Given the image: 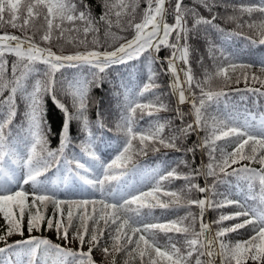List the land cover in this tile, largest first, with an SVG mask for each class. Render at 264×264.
Returning <instances> with one entry per match:
<instances>
[{
  "label": "snow or ice",
  "instance_id": "obj_1",
  "mask_svg": "<svg viewBox=\"0 0 264 264\" xmlns=\"http://www.w3.org/2000/svg\"><path fill=\"white\" fill-rule=\"evenodd\" d=\"M167 2H170V0H167ZM199 2L211 10V5L208 3V0H199ZM146 3L147 7L144 9L142 21L133 23L135 18L134 14L138 7V0H115L113 3H108L106 0L105 8L107 11L100 19L111 27L113 22L109 19V16L115 10L114 15L117 18V26H120L124 30L121 24V17L127 16L129 17L128 27L133 28L136 33L132 40L126 44H121L116 50L111 52L105 51L101 53L98 51H88L74 55H58L50 47H40L37 45L32 37L27 36V34H25L24 39L7 33L0 35V95H3L5 89L9 90V95L5 99L0 100V108L5 105L8 106L6 118L0 120V214L3 215L8 225V230L5 236H0V240L6 241L7 236H11L14 232H19L21 228L20 221L23 219L25 211L28 210L26 202L31 195V207L35 208L36 212L32 213L29 210V232L33 228L39 229L41 222L44 220V216L40 211L41 207L47 208L48 203H51L54 209L63 217L65 211L64 206L66 205L68 225L70 226L72 224L74 209L79 213L78 218L82 222V231L78 230L72 239L79 240L82 246L85 243V235H88L89 239L87 243L90 245L87 252L81 251L77 253L71 249L62 248L59 244H52L51 241L46 239L39 240L32 238L17 241L15 245L8 244L6 248H0V253L5 252L8 248L28 245L29 247L25 249V255L31 261L35 258L36 250L41 245H44L46 249H55L56 256L61 258V264L63 258L69 256L79 257L80 264H94L91 253L93 247L96 246L100 237L104 234L103 229H97L96 225L100 221H103L105 227L109 229V236L114 241L111 251L107 246L103 248L106 257H113L112 264H115L113 254L125 251L129 244H133L134 248L128 250V255L133 256V253H135L140 258V264H192L191 258L194 254H196L195 264H204L200 259L203 256L209 258L207 264H214V257L217 254L223 257L222 264H232V261H235V264H247L248 260H251L253 264H264V208H246L239 201L230 199H224L215 203L207 198L199 200L185 198L182 200L180 193L176 191H163L164 196H169L172 199L170 201H162L158 195L162 191L161 182L180 178L190 180L192 178L190 175L182 177L175 169L168 171L166 174H160L149 191H144L135 185L128 186L126 190H121L118 186L117 190L110 193L104 191L106 181H113L118 178L117 174L112 170L126 165V163L132 160L134 154L146 155L149 150L158 152L160 150L159 146L179 150L176 144L178 136L174 134L169 137H164L162 133L165 124L159 121H156L155 125H150L148 129L134 128L137 110L140 111L141 115L147 114L151 116L154 113L168 110L163 102H129L126 106L125 113L122 115V123L117 126L125 135L122 151L106 165L92 164L85 166V164L77 161V169H82L83 173H91V176L82 174L79 171L72 173L69 170V175L74 176L81 182L82 189L100 191L101 198L99 200L85 196L71 199L58 198L55 191L45 187V181L38 179L49 171L53 162L59 163V159L64 156V150L68 146V127L73 117L68 112V108L56 99L54 94L52 97L54 102L65 113L66 117L65 127L63 129L64 135L61 138L60 147L56 151L47 150V141L41 129L40 120L42 95L44 93L55 92V85L57 83L55 79L56 73L62 68L87 66L88 68L97 70L92 73V76L95 78L99 73H104L112 65L124 64L130 60L138 59L149 49H154L156 52H159L161 45H163L172 49L171 56L168 58L167 68V71L174 77L171 87L178 91L179 103H186L185 89L177 73L175 61L180 60L185 63L186 69L184 70L185 79L183 83L187 84L188 88L191 89L194 78L192 76L191 65L188 61L190 54L187 43L188 34L189 32L197 31L198 27L202 24L214 26L213 21L216 19V16L213 15L211 19H205L199 16L194 10L185 6L183 0H175V22L169 24L164 19L167 11L165 8L166 0H146ZM44 10H46V13ZM240 11L242 13H248L249 15L254 11L262 14L261 22L258 25L256 22H251L247 26L249 28H258L261 37L260 42L264 43V5L258 8L242 5ZM5 13H7V19H5ZM41 15H43L44 31L40 39L45 43H50L56 32L59 33L57 38L64 36L65 32L76 31L80 33L81 29L79 27H62L65 21L71 25H75L77 21L80 22L83 25L82 31L85 37L90 31H98L94 27L93 21L90 19L88 13L84 11L77 13L76 6L66 2V0H0V25L7 23L13 28H20L21 31L27 33L29 27L36 28V20ZM189 15L193 17L191 29L187 26L188 21L186 17ZM229 19L237 18L229 17ZM242 26L239 23L237 24V27ZM172 33L176 34L175 42L170 43ZM181 40L184 43H181ZM11 41L16 42L14 46L10 43ZM80 42L84 43L85 41L82 40ZM93 43H98V41L94 39ZM24 44H27L28 47L24 48ZM9 54L15 55L17 58L11 66L12 75L10 79L5 75L8 70V62L5 56ZM37 63L45 66L43 70L45 79H37L31 88V92H29L24 82L31 74L40 72V69L35 67ZM237 67L247 69L252 67V65L229 63L227 68L223 66L218 67L216 75L224 76L225 83H228L231 78L226 76V72L229 68L235 70ZM261 71L264 72V66L261 67ZM211 79L212 77L208 76L207 80ZM244 79L247 81L248 77L245 75ZM239 82L240 78L238 77L236 83ZM252 82H258L264 86V80L256 76L252 77ZM88 84L89 81L85 79L70 82L68 85V92L72 95V103L77 111V118L83 121L85 130L88 129V122L85 116ZM157 87L159 85L154 82V76L149 75L148 82L143 85L138 95L143 96L145 93ZM196 87L201 89V98L199 104L196 103L195 99L192 101V112L195 120L193 123H188L181 127L180 132L185 135L195 130L194 124L196 128L202 126L201 110L205 105V97L210 101L225 95L223 91H205L200 82H196ZM18 92L27 97L29 109L27 115L30 125L29 136L31 146L28 149L26 157H18L16 153L7 147L4 132V129L12 122V119L16 115L15 98ZM193 96H195V93H193ZM177 115L183 119V114L180 113L179 109H177ZM229 136L236 138L234 141L236 145L234 150L231 152L222 151L220 159L217 160L213 155L215 148L212 147L208 152L210 162L207 165L205 174L219 179L220 173H223L225 176L247 173L250 178H258L261 185L260 200L264 204V167L260 171L247 166L240 169L234 168L231 173L226 171L233 164H237L243 160H248L249 162L257 161L264 166V154H261V152H264V121L261 123V135L259 136L253 131L248 130L247 126L242 128L235 124L230 126L223 122H214L211 135L205 137L201 147H209V145H214L215 141ZM89 137V144H91L90 131ZM133 141H138L139 147L134 145ZM249 145L250 150L245 151V146ZM37 146H39L40 152H47L48 158L40 155V152L37 151ZM84 151L90 156L92 161H98L99 158L94 151H88L87 149H84ZM188 151L192 152L194 149L190 148ZM6 157L7 160L5 159ZM67 162L70 163L71 161ZM11 165H16V167L12 168ZM21 168L25 170L22 180L17 178L18 170ZM101 169L102 171H100ZM199 171L198 169L197 172ZM124 174L120 173V175ZM68 179L69 177L66 176L65 181L67 182ZM29 183H31L33 189L31 193L25 191L23 188V185ZM15 185H19L16 190H14ZM192 189H196L201 193L208 191V188L200 187L198 184H190L188 191L190 192ZM181 202L200 208L201 223L199 232L195 231L193 225L184 224V220L187 217L166 222H148L141 215L140 210L142 208L152 209L157 206L167 208L170 203L180 204ZM233 204L240 206L242 210L232 215H221L216 223L238 217H247V219L236 223L230 228H221L217 230L215 239H207L205 234L209 231L210 226L203 223L202 217L205 208L212 206L219 208ZM97 205H100V207H97ZM89 206H91V212L89 211ZM14 210L18 211L19 219H17ZM89 220L93 222L91 232H89L87 225V221ZM194 221L195 218L193 217V223ZM113 225L115 228H112ZM247 225L252 226L254 233L247 240L238 241L234 245H229L220 239L226 233L245 228ZM47 226L49 229L53 227L52 219H48ZM55 228L58 238L68 242V228L65 227L62 219L56 220ZM156 230L166 233H191V238L186 239V252L182 253L181 249L176 247L175 244L162 247L155 239ZM201 237H205V239H201Z\"/></svg>",
  "mask_w": 264,
  "mask_h": 264
},
{
  "label": "trees",
  "instance_id": "obj_2",
  "mask_svg": "<svg viewBox=\"0 0 264 264\" xmlns=\"http://www.w3.org/2000/svg\"><path fill=\"white\" fill-rule=\"evenodd\" d=\"M67 2L76 6L77 13L80 11L88 13L90 19L93 21L94 27L98 31H90L85 37L82 31L83 25L80 22L77 21L75 25H71L65 21L62 27H79L81 31L80 33L76 31L65 32L64 36L59 38H57L59 33H54L52 41L44 44L46 47H50L58 53H74L91 50L111 51L135 35V30L128 27L129 17H121V24L124 30L120 26H117V18L114 15L115 10L109 16V19L113 22L111 27L100 19L107 11L105 8L106 0H67ZM107 2L113 3L115 0H107ZM183 3L205 19H211L213 15L216 16V19L213 21L214 26L200 25L197 31L189 32L187 40L190 51L188 61L191 65L192 76L194 78L192 86L196 103L199 104L201 98V89L196 87V82H200L205 91H223L225 93V95L210 101L205 97V105L201 110L202 126L198 128L200 143L198 144L195 140V132H190L187 136L180 132V122L177 118L173 98L169 92L168 79L162 69H157L159 63L150 52L143 53L139 59L131 60L124 64L112 65L104 73H99L95 78L92 76V73L97 70L88 68L87 66L64 67L56 73L55 79L57 83L55 85V92L44 93L41 101V129L47 141L48 151H56L60 147L66 119L65 113L54 102L52 98L53 94L56 96V99L68 108V112L73 117L69 122L67 134L68 146L64 150V156L59 159V163L53 162L49 171L41 176V180L45 181L46 188L51 190L54 188L52 178L56 171H59L62 178H64L65 175H69V170L72 172L76 168V162L79 161V157L87 156L84 149L94 151L99 158L98 161L100 164L104 165L110 163L122 151L125 135L117 126L122 123L121 118L129 102H163L168 110L154 113L151 116L147 114L141 115L140 111L137 110L134 128L141 129L142 126H147L152 119L157 117L161 123L165 124L162 134L164 137H169L174 134L178 136L176 144L179 150L159 146L160 150L158 152L149 150L146 155L134 154L132 160L126 163L120 172L131 174L138 166L162 164L164 165V169L161 174H166L168 171L175 169L182 177L186 175L192 177L190 180L180 178L161 182L162 191L158 195L162 201H170L172 199L169 196H164L163 191L179 192L182 200L185 198L199 200L201 194L198 190L192 189L190 192L188 191L190 184H198L200 187L206 186L208 188L209 200L215 203L219 202L218 197L220 195L222 196L233 191L237 192L236 185H239L240 192L238 195H234L231 200L239 201L246 208H264V204L260 200L261 185L258 178H250L247 173L228 176L220 173L219 179L205 174L207 165L210 162L208 152L211 148H215L213 155L219 160L222 151L227 148H235L234 141L236 138L234 136L215 141V144L209 145V147H201L205 137L211 135L214 122H223L230 126L235 124L242 127L243 123L249 118L248 114H253L256 117L264 115V94H262L264 93V86L258 82H252L253 73L262 72L261 67L264 66V43L260 42L261 37L258 28H249L247 26L251 22H256L258 25L261 22L262 14L254 11L249 15L248 13H242L240 11L242 5L258 8L264 5V0H208V3L211 5V10L204 7L199 0H183ZM174 4L175 1L170 0L169 10L166 15V21L169 24L174 23ZM146 7V0H138V7L134 14L135 18L133 23L142 21ZM44 11L46 13V10ZM229 17H236L237 19H229ZM186 19L188 21L187 26L191 29L193 17L189 15ZM238 23L243 26L237 27ZM43 24V15H41L36 20V28L30 27V30L34 29L42 35L44 31ZM175 35H173L171 43L175 42ZM94 39L98 43H93ZM82 40L85 42L81 43L80 41ZM170 53L171 51H160L158 56L166 58ZM5 59L8 62V70L5 75L10 79L12 75L11 66L17 58L15 55L9 54L5 56ZM229 63L249 64L252 67L247 69L237 67L235 70L229 68L226 76L230 77L231 80L225 83V77L217 76L216 70L221 66L227 68ZM35 67L40 69V72L31 74L24 82L29 92H31V88L37 79H45L43 76L45 66L37 63ZM149 75L154 76V82L159 87L145 93L143 96H139L138 93L143 85L148 82ZM245 75L248 77L247 81L244 79ZM208 76H211L212 79L207 80ZM238 77L240 78V82L236 83ZM258 78L264 80L262 77ZM85 79L89 81L85 112L88 122L87 130L84 128L83 121L77 118V111L72 103V95L68 92L70 82ZM206 80L207 82H205ZM8 95L9 90L5 89L3 95H0V100L5 99ZM157 97L159 98L158 100ZM7 111V105L0 108V120L6 118ZM15 111L16 115L12 119V122L4 129L6 145L13 148L18 147V149H22L24 153H27L31 146L29 136L30 125L27 115L29 111L28 101L27 97L21 95L19 92L15 98ZM247 129L253 131L257 136L261 135V130L255 131V129L249 128L248 126ZM89 131L91 132V144H89ZM133 144L139 147L138 141H133ZM190 148L194 149V151L189 152L188 149ZM37 151L40 152L39 146H37ZM40 155L48 158L46 151L40 152ZM67 161L71 162L68 163ZM246 162L248 163L239 165L236 169L247 166L260 171L264 167L257 161L249 162L246 160ZM198 169L200 170L199 172H197ZM121 176L119 174L117 175V180L106 181L104 191L106 193L114 191L117 187V181ZM59 186H63V182ZM53 191H55L58 198H71L63 193L59 194L56 190ZM90 198L99 200L101 198L100 191H93V195ZM50 205L53 206L49 203L47 207ZM241 210L242 208L235 204L219 208L215 206L207 207L204 210L203 222L205 224L211 222L216 232L221 228H230L236 223L247 219V217H238L225 220L221 223H216V221L221 215H232ZM40 211L44 216V220L41 222L39 229L33 228L31 232L27 230L19 231L23 233L21 236L30 239H46L51 241L52 244H59L64 248L66 243L63 239L58 238L55 228L56 220H63V218L56 214L54 208L49 210L47 208H41ZM140 211L141 215L148 222H166L187 217L184 220V224L193 225L196 232L200 230L201 210L194 205H187L183 202L180 204L170 203L167 208L157 206L152 209L142 208ZM193 217L195 218L194 223ZM48 219L53 220V227L51 229L47 226ZM63 223L68 228V235L77 232V227L80 224L76 216L73 217L70 226L65 224L64 220ZM87 225L93 226V222L89 220L87 221ZM100 226L101 221L98 224V229H103L104 234L100 239L105 240L110 238V240H113L109 236V229L105 225ZM112 228H115V226L113 225ZM4 230H6V227ZM79 230H81V226ZM170 234L174 235L176 233H166L156 230L155 239L162 247H165L171 236ZM253 234L251 225H247L245 228L233 232H228L226 233L227 244L234 245L238 241L247 240ZM180 235L189 237L191 233L176 234L177 237H180ZM5 244V242L3 243L0 240V248H6ZM132 248H134V245L129 244L125 251L114 253L115 264H126V262L130 264L132 256L128 255V250ZM98 251H101V249H98ZM102 254L101 252L98 255L99 257L95 256L93 258L94 264H112L113 257L110 256V262H104L105 260L101 257ZM55 257V249H46V246L41 245L36 250L33 264H44L48 260L52 261ZM52 264L54 263L52 262ZM65 264H80L79 257L69 256ZM232 264H235V261H232Z\"/></svg>",
  "mask_w": 264,
  "mask_h": 264
},
{
  "label": "rangeland",
  "instance_id": "obj_3",
  "mask_svg": "<svg viewBox=\"0 0 264 264\" xmlns=\"http://www.w3.org/2000/svg\"><path fill=\"white\" fill-rule=\"evenodd\" d=\"M66 2H67V0H66ZM165 8H166V10L168 8L167 0L165 3ZM165 16H166V13H165ZM5 19H7V13H5ZM164 19H165V17H164ZM5 33H7L9 35H15V36L21 37V39H24L25 34H27V36L32 37L33 41L37 45H39L40 47H46L44 44L45 42H42L40 39L41 34L37 31H35L34 29L30 30V27L27 29V33H25L24 31H21L20 28H13L10 24L5 23L3 25H0V35H3ZM162 51H171V48L166 47V48L162 49ZM253 76L262 77L264 79V72H254ZM151 121H150L151 123H149L147 126H142L141 129H148L150 125H155V122L159 121V120L158 119H152ZM252 121H254V124H252ZM262 121H264V117L256 118L253 115H249V121L246 120L243 123L242 128L245 127L246 125L250 126V123H251L253 129H259V125H260V123H262ZM250 145H251V142H250ZM250 145L245 146V151L250 150ZM9 149L14 153H15V150H17V148H12V147H10ZM233 150H234V148H227L226 150H224V152H231ZM17 151L21 152V154H22L21 157H26V154L24 152H22L21 149L17 150ZM258 151H260V150L258 149ZM261 154H264V152H261ZM5 159L7 160V157ZM79 162L85 164V166H89L92 164H100L99 161H92L89 155L80 156ZM244 163H248V162H246V160L240 161L237 164H233L231 167L227 168L226 170L229 172H232V170L234 168L236 169L239 165H242ZM11 167L15 168L16 165H11ZM121 169H122V167L114 169L112 171L114 173H116L117 175H119L121 173L120 172ZM163 169H164V165H162V164H148V165L140 166L135 170L132 177L125 178L122 182L118 183V186L120 187L121 190H126L128 186L135 185L136 187L141 188L144 191H149V190H151V188L155 184L156 180L158 179V177L161 174V172L163 171ZM78 171L81 172L82 174L91 176V173H83V170L77 169V167L72 171V173H76ZM100 171H102V169ZM24 172H25L24 169H22V168L19 169L18 173H17V178L22 180V178L24 176ZM66 176L69 177L68 181L67 182L65 181L64 185L60 187L59 185L61 184V181H62V175L59 174L58 171L56 172V176L52 180V181H54V183H52V185L55 186L54 190H59L60 192H65L66 195H68V196H75L74 198H80L81 196H87L92 192L91 189H87V190L82 189L81 188V182L77 178H75L74 176L65 175L64 177H66ZM38 179H40V177ZM18 187H19V185H15L14 190L18 189ZM23 188L25 191H27L29 193H31L33 190L31 183L23 185ZM236 188H237V192L233 191V192H229L227 194H224L222 196L220 195L218 197V201H222L224 199H230V200L233 199L234 195H238V193L240 192V186L236 185ZM26 204L28 206V210L25 211L24 217L20 221L21 228L19 231H23V230L29 231V228H28L29 210L32 213L33 212L35 213V210H36L35 208L31 207V204H32L31 195L29 196ZM97 206L100 207V205H97ZM41 208H43V207H41ZM52 208H54V206L50 205L47 207V210L52 209ZM64 209H65V211H64L63 217H61L59 212H57L56 210L55 211H56V214L58 216L63 218V220L65 221V224L68 225V223H67V206L66 205L64 206ZM14 211L16 212L17 219H19L18 211L17 210H14ZM89 211L91 212V206H89ZM78 215H79V213L77 212V210L74 209L73 210V217L74 216L78 217ZM63 220H62V222H63ZM79 222H80V224L78 225L77 230H79L81 223H82L80 219H79ZM103 225H104V222L101 221V226H103ZM5 227H6V230H4ZM96 227L98 229V225H96ZM88 228H89V232H91L93 226L88 225ZM7 230H8V225L6 224L3 215L0 214V236H5L7 233ZM80 231H82V228ZM75 234H76V232H74L71 235H68L69 241L68 242L65 241L66 244H65L64 248L71 249L72 251H76L78 253L81 251L87 252L88 248L90 247V245L87 243L89 236L85 235V243L81 246L79 243V240H73L72 239L73 235H75ZM176 234H174V235L170 234L171 236L169 237L166 246H169L170 244H175L176 247L180 248L181 252L184 253V252H186V239H190L191 236L187 237L185 235H180V237H177ZM215 234H216V231H214V237H215ZM21 235H23V233L21 234V232H14L11 236L6 237V241H2V240L1 241L3 243L5 242L6 243L5 246H6L8 244L15 245L17 241H24V240L30 239V238H25V237L23 238V236H21ZM105 236L107 237V235H105ZM220 239L225 244H227V235L226 234L223 237H221ZM121 242H123V241H121ZM113 243H114V241L110 240V238H107L105 240L99 239V242L96 244L95 247H93V250L91 253L92 258L100 255V253L102 252L103 254L101 255V257L103 260H105L104 262H106V261L110 262V256H108V257L105 256V254L103 252V248L105 246H107L111 251ZM27 247H29V246L23 245L20 247H13V248L9 249V252L5 251L3 253H0L1 257L4 256V257H2L3 260L0 261V264H33V260L30 261L29 257L27 255H25V249ZM98 249H101V251H98ZM220 257L222 259L221 255H220ZM65 259L66 258H63L62 264H65ZM145 259H147V257H145ZM200 259L204 262V264H206L205 256L200 257ZM195 260H196V254H194L193 257L191 258L192 264H195ZM52 262L54 264H61V258L57 257L56 259H53L52 261L48 260V262H46L44 264H51ZM130 264H140V258L138 256H136L135 253L132 256V259L130 260ZM247 264H253V262L251 260H248Z\"/></svg>",
  "mask_w": 264,
  "mask_h": 264
},
{
  "label": "bare ground",
  "instance_id": "obj_4",
  "mask_svg": "<svg viewBox=\"0 0 264 264\" xmlns=\"http://www.w3.org/2000/svg\"><path fill=\"white\" fill-rule=\"evenodd\" d=\"M10 43L14 46L16 42L15 41H11ZM27 47H28V45L24 44V48H27ZM84 53H86V52H84ZM170 56H171V54H170ZM168 58L162 60L163 69H164V72L166 73L167 78H168L169 88H170L171 96H172L174 104H175L176 112H177V109H179L180 113L183 114V119H181L179 117V121H180L181 127H183L184 125H186L188 123H193L194 120H195V116H194V114L192 112V101L194 99L193 90H192V87H191V89H189L188 85L183 83V81L185 79V77H184V70L186 69L185 63L183 61H180V60L175 61L177 73L180 75V80H181L182 85H183V87L185 89V96L187 98L186 103L180 104L179 100H178V91L174 90L171 87V84L174 81V77H173V75L171 73H169L167 71ZM194 129L195 130L191 131V132H195V140L199 144L200 143V136H199L198 128H196L195 124H194ZM205 237L207 239H214V234H213V231H212L211 228H209V231L205 234ZM205 237H202V239H205ZM205 258H206V264H207V261H208L209 258L207 256H205ZM214 264H222V261H221V258H220L219 254H217L214 257Z\"/></svg>",
  "mask_w": 264,
  "mask_h": 264
},
{
  "label": "water",
  "instance_id": "obj_5",
  "mask_svg": "<svg viewBox=\"0 0 264 264\" xmlns=\"http://www.w3.org/2000/svg\"><path fill=\"white\" fill-rule=\"evenodd\" d=\"M180 76V75H179ZM205 199V198H204Z\"/></svg>",
  "mask_w": 264,
  "mask_h": 264
}]
</instances>
